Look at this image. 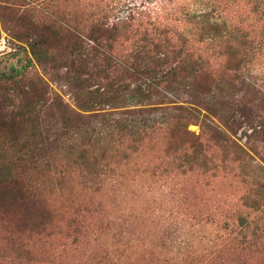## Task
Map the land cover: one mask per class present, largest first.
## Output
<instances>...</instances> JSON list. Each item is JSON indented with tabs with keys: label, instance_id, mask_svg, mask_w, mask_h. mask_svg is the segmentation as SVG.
<instances>
[{
	"label": "rangeland",
	"instance_id": "374dc122",
	"mask_svg": "<svg viewBox=\"0 0 264 264\" xmlns=\"http://www.w3.org/2000/svg\"><path fill=\"white\" fill-rule=\"evenodd\" d=\"M114 6L0 0V264H264V67L248 120L217 91L111 102Z\"/></svg>",
	"mask_w": 264,
	"mask_h": 264
},
{
	"label": "trees",
	"instance_id": "16d2710c",
	"mask_svg": "<svg viewBox=\"0 0 264 264\" xmlns=\"http://www.w3.org/2000/svg\"><path fill=\"white\" fill-rule=\"evenodd\" d=\"M156 1L154 6L140 5L141 8H136L127 5L125 0H116L119 6L111 8L112 15H119L120 8L125 7L123 16L114 18L115 22L111 24V42L116 43L111 51L114 55L121 54L120 59L123 57L121 62L111 59V102L141 94L150 95L151 90L162 85L163 89L173 93L169 101L180 102L175 109L193 111L202 102L206 104L210 95L214 96V91H217L220 98L232 99V102L227 101V104H232L230 108H237L240 117L248 120L246 113L252 108L245 102L257 97L259 76L263 75L259 71L264 67V0ZM176 22L191 29L178 33L179 26L177 31L171 30ZM160 27L165 30H160ZM166 33L167 36L160 39ZM136 37H143L148 42L150 48L143 55L148 57L152 53L149 54L152 58L141 60ZM131 43L130 49L135 48L127 54L130 58L127 63L122 50ZM170 58L175 64L168 69L162 68L168 65ZM121 73L135 83L133 88L130 89V85L127 88L117 79L121 78ZM183 80L188 85H181ZM173 84L178 86L174 88ZM180 86H187L183 96H180L183 89ZM185 94L190 95V99ZM192 102L197 106L184 105ZM134 113L131 111L130 114ZM176 120L174 132L187 134L180 118ZM242 123L241 118L231 117L227 121L228 127L234 128ZM181 126L184 128L180 129ZM259 126L263 127L262 124ZM260 131L264 134L262 129H253L251 133L256 135Z\"/></svg>",
	"mask_w": 264,
	"mask_h": 264
}]
</instances>
